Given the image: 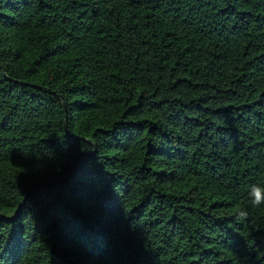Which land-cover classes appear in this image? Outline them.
I'll use <instances>...</instances> for the list:
<instances>
[{"label":"trees","instance_id":"16d2710c","mask_svg":"<svg viewBox=\"0 0 264 264\" xmlns=\"http://www.w3.org/2000/svg\"><path fill=\"white\" fill-rule=\"evenodd\" d=\"M29 193L8 264H264V0H0V217Z\"/></svg>","mask_w":264,"mask_h":264},{"label":"snow or ice","instance_id":"6c2138e0","mask_svg":"<svg viewBox=\"0 0 264 264\" xmlns=\"http://www.w3.org/2000/svg\"><path fill=\"white\" fill-rule=\"evenodd\" d=\"M79 159H84L86 161L88 157L81 155ZM100 176L102 177L103 182L112 192L111 179L105 178L102 175ZM22 179L27 183L32 181L34 177H32L27 173H23ZM28 200L31 201V204L27 202H22L21 207L19 208L15 217L12 220H4L2 217H0V228H3L5 223H12V224L20 223L22 225L24 223V218L28 216L29 213H33L34 216L37 219H39L40 202L38 201V199L34 198L31 195V193H29L28 195ZM22 246H23L22 235H10L9 238L6 240L4 233L0 231V264H8V261H11L15 257L17 250L20 249ZM260 251L264 252V241L261 242ZM140 264H152L147 253H145V256L140 262Z\"/></svg>","mask_w":264,"mask_h":264},{"label":"clouds","instance_id":"9594fccd","mask_svg":"<svg viewBox=\"0 0 264 264\" xmlns=\"http://www.w3.org/2000/svg\"><path fill=\"white\" fill-rule=\"evenodd\" d=\"M253 192H254L255 197H256L254 203H255V204H259V203L261 202L260 189H259V188H254V189H253ZM245 216H247V212H245V211H241V212H240V215H239L238 218H243V217H245Z\"/></svg>","mask_w":264,"mask_h":264}]
</instances>
